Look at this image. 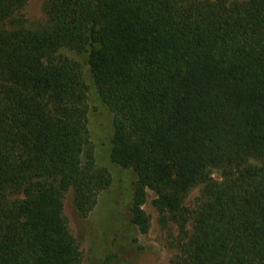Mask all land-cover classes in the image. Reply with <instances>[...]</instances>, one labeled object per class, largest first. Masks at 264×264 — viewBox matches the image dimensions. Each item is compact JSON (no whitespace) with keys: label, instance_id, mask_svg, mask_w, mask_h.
Here are the masks:
<instances>
[{"label":"trees","instance_id":"1","mask_svg":"<svg viewBox=\"0 0 264 264\" xmlns=\"http://www.w3.org/2000/svg\"><path fill=\"white\" fill-rule=\"evenodd\" d=\"M24 1L0 0V21ZM46 13L43 27L0 30V264H82L64 191L86 215L111 182L62 47L86 54L112 111L109 158L135 172L138 230L148 191L176 212L203 181L179 264H264V0H48Z\"/></svg>","mask_w":264,"mask_h":264},{"label":"rangeland","instance_id":"2","mask_svg":"<svg viewBox=\"0 0 264 264\" xmlns=\"http://www.w3.org/2000/svg\"><path fill=\"white\" fill-rule=\"evenodd\" d=\"M47 1L25 0L9 17L0 21V30L37 29L49 24ZM58 52L79 66L87 85V124L95 161L111 174L109 186L98 194L95 205L86 215L77 211L72 189L65 190L63 194V216L78 243L82 264H179L184 244L193 228L195 211L205 199V183L197 181L188 189L176 212L158 211L152 204L154 193L148 191L143 208L149 217V228L145 233L140 232L130 220L135 172L114 164L109 158L112 111L97 91L86 54L67 47L60 48ZM2 84L0 77V87ZM262 162V159L253 157L243 161L250 164ZM231 169L211 168L208 174L212 179L222 181Z\"/></svg>","mask_w":264,"mask_h":264}]
</instances>
